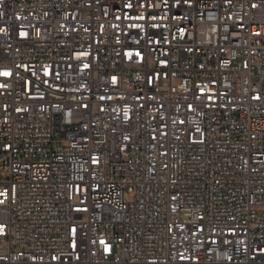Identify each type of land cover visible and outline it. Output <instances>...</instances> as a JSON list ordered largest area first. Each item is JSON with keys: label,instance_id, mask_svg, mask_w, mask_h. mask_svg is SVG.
I'll return each mask as SVG.
<instances>
[{"label": "built area", "instance_id": "2783aa9c", "mask_svg": "<svg viewBox=\"0 0 264 264\" xmlns=\"http://www.w3.org/2000/svg\"><path fill=\"white\" fill-rule=\"evenodd\" d=\"M0 70V264H264V0H0Z\"/></svg>", "mask_w": 264, "mask_h": 264}, {"label": "snow or ice", "instance_id": "6c2138e0", "mask_svg": "<svg viewBox=\"0 0 264 264\" xmlns=\"http://www.w3.org/2000/svg\"><path fill=\"white\" fill-rule=\"evenodd\" d=\"M188 2H189V0H185V3H188ZM125 7L131 9V8L133 7V4H132L131 2H129L128 4L125 5ZM253 7H256V5H253ZM135 18H136V19H144L143 16H137V17H135ZM155 18H156L155 16L152 17V19H155ZM117 19H119V17H117ZM153 26H154V25H153ZM255 34H256L257 36L260 35V33H258V32L255 33ZM22 35H27V34H26V33H22ZM87 55H88V53H81V54L77 57V59H80L81 57H83V56H87ZM127 55H128V57H129V59H131L133 53L129 52V53H127ZM135 55L138 56V57H141V60H143V57L141 56V54H140L139 52H136ZM162 63H163V62H162ZM89 66H90V65H88V64H84V68H88ZM26 70H27V69H26ZM12 75H13V73H12L11 70H0V77L11 78ZM32 75H36V73L33 72ZM44 75H45V76L52 75V72H51L49 69L46 68V69L44 70ZM56 75L58 76L59 74L57 73ZM17 76H18V74H17ZM18 78H19V76H18ZM19 79H22V80H23V85H22V86H23V87H27V88L30 90V87H31V85H32V81H31V80L24 79V78H19ZM112 81H113V83L115 84V83H116V77H113V78H112ZM149 82H151V78L149 79ZM44 83H47V81H44ZM6 87H8V85H7L6 83H0V88H6ZM100 99L103 100L104 97L101 96ZM209 99H211V97H209ZM254 99H260V97H259V96H256V97H254ZM84 107L87 108L88 105L85 104ZM189 107H191V106L189 105ZM17 111H20V109H17ZM181 123H183V121H181ZM197 131H199V129H197ZM0 195H6V193H0ZM3 202H4L3 200H0V204H2ZM201 230H203V229H201ZM2 231H3V226H0V232H2ZM72 234H73V235L76 234V229H75V228L72 229ZM213 242L215 243V241H213ZM93 243H95V241H93ZM100 243L105 245V250H106V251H109V246L105 243L104 240H101ZM71 246H72L73 248L76 247V243H75V241L72 242ZM182 258H183V257H182ZM52 259L55 260V259H58V257H55V256H54V257H52ZM229 259H230V258H229Z\"/></svg>", "mask_w": 264, "mask_h": 264}, {"label": "rangeland", "instance_id": "374dc122", "mask_svg": "<svg viewBox=\"0 0 264 264\" xmlns=\"http://www.w3.org/2000/svg\"><path fill=\"white\" fill-rule=\"evenodd\" d=\"M0 176H2V177L7 176V171L5 170V171H3L2 173H0Z\"/></svg>", "mask_w": 264, "mask_h": 264}]
</instances>
